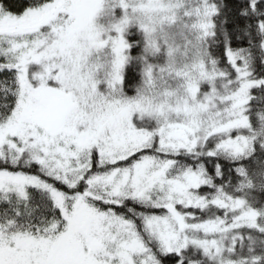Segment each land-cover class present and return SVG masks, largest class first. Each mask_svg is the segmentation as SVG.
Listing matches in <instances>:
<instances>
[{
    "label": "snow or ice",
    "instance_id": "1",
    "mask_svg": "<svg viewBox=\"0 0 264 264\" xmlns=\"http://www.w3.org/2000/svg\"><path fill=\"white\" fill-rule=\"evenodd\" d=\"M0 264H264V0H0Z\"/></svg>",
    "mask_w": 264,
    "mask_h": 264
},
{
    "label": "trees",
    "instance_id": "2",
    "mask_svg": "<svg viewBox=\"0 0 264 264\" xmlns=\"http://www.w3.org/2000/svg\"><path fill=\"white\" fill-rule=\"evenodd\" d=\"M225 2L227 3V2H230V0H225Z\"/></svg>",
    "mask_w": 264,
    "mask_h": 264
}]
</instances>
